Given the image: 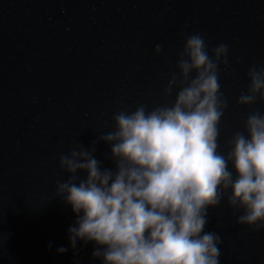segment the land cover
<instances>
[{
  "label": "water",
  "instance_id": "95a60500",
  "mask_svg": "<svg viewBox=\"0 0 264 264\" xmlns=\"http://www.w3.org/2000/svg\"><path fill=\"white\" fill-rule=\"evenodd\" d=\"M193 33L209 50L229 47L219 77L226 153L249 113H264L259 101L237 104L249 67L264 66V0H0V264H100L91 243L56 252L75 220L56 195L69 178L59 158L112 131L116 111L171 103L175 90H163ZM95 149L113 168L109 145ZM205 230L222 239L220 264H264V231L238 225L226 199Z\"/></svg>",
  "mask_w": 264,
  "mask_h": 264
},
{
  "label": "clouds",
  "instance_id": "9594fccd",
  "mask_svg": "<svg viewBox=\"0 0 264 264\" xmlns=\"http://www.w3.org/2000/svg\"><path fill=\"white\" fill-rule=\"evenodd\" d=\"M228 53L223 43L209 50L200 33L185 36L163 90L165 97L175 90L171 103L116 111L112 131L60 156L69 178L56 195L75 220L57 254L91 243L100 264H220L222 239L205 229L209 209L225 199L238 225L264 231V113L251 111L220 151L228 103L219 77ZM247 78L237 104H264V66L249 67ZM98 142L109 145L113 168L95 158Z\"/></svg>",
  "mask_w": 264,
  "mask_h": 264
}]
</instances>
